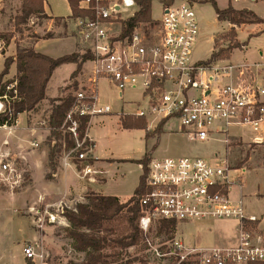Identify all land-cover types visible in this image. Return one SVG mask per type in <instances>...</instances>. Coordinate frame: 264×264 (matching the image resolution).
Returning <instances> with one entry per match:
<instances>
[{"label": "built area", "instance_id": "obj_1", "mask_svg": "<svg viewBox=\"0 0 264 264\" xmlns=\"http://www.w3.org/2000/svg\"><path fill=\"white\" fill-rule=\"evenodd\" d=\"M65 1L70 6L69 0ZM41 2L44 11L47 0ZM159 3V19H153L150 12V22L137 24L130 36L122 38L124 22L140 11L137 0H76V10L81 15L71 10L69 22L84 46L82 54L87 52L92 58L87 61L93 67L91 83L104 79L119 91L138 90L141 101L134 117L176 121L179 131L191 141L205 142L217 136H229V129L237 127L249 131L252 143L263 142L264 50L259 49V60L251 63L217 67L192 61L191 51L199 34L194 3L190 0ZM145 29L150 33L146 34ZM2 49L0 42V54ZM16 84L13 81L6 86V91L13 93L11 99L6 94L0 96V115L11 116L9 107L17 96ZM74 97L62 128L75 146L63 152L65 159L76 155V160L85 165L77 173L80 179H86L95 175V171L87 156L90 148L84 147V142L78 139L74 116L90 118L111 111L108 106L94 104V91L89 94L78 91ZM85 100L92 101L90 107ZM16 124L17 121L13 126ZM234 171L227 159L151 158L144 175L143 193L138 198V227L148 251L157 258L177 257L178 263L264 264V229L259 228L260 220L246 215L241 201L233 204L229 199L231 184L238 180L242 187L239 176L230 177ZM26 174L10 157L0 155V188L11 194L21 190ZM49 209L30 208L38 231L47 223L67 226L63 209H57L56 213ZM225 219L238 222V243L229 249L187 248L174 234L169 245H164L167 246L165 253H161L160 247H154L152 242L151 233L159 221H171L177 228L182 224ZM23 255L32 263L43 258L31 244L23 248Z\"/></svg>", "mask_w": 264, "mask_h": 264}, {"label": "rangeland", "instance_id": "obj_2", "mask_svg": "<svg viewBox=\"0 0 264 264\" xmlns=\"http://www.w3.org/2000/svg\"><path fill=\"white\" fill-rule=\"evenodd\" d=\"M202 2L194 4V10L197 15V19L199 22L200 35L197 39L196 44L194 45L191 51V60L195 62H206L211 56V50L215 49H224L229 45L228 42V32H219L215 34L220 26L216 24V17L214 9L211 5V1H215L218 8H224L228 0H199ZM23 0H2L0 1V35H9L11 38L8 43L0 40L3 49L0 54V73L3 68V63L6 58L14 57L15 53L19 49H33L34 44L41 40L48 39H66L68 38L66 26L63 25L61 20H51L47 17L44 19L43 16L38 14L30 15L22 24L16 23V18L21 16V5ZM192 2H196L192 0ZM233 4V1L230 0L228 4ZM48 8L52 16L54 17H67L69 16L70 7L67 6V2L65 0H47ZM238 7H244L247 10L253 11L257 16L264 19V0H240L239 2L234 3ZM232 7V6H231ZM233 8V7H232ZM243 8V9H244ZM234 9V8H233ZM160 3L159 1L152 2L151 5V15L154 19L160 18ZM46 17V16H45ZM231 29V28H230ZM249 29H243L238 32V36L236 34V41L240 43H246L248 41V54L244 55V51L233 50L228 58L218 59L211 62V65L222 67L226 64L224 61L230 60V62L234 64L247 62L251 63L256 58V50L259 48H264V33L256 37H250L247 34ZM146 34L150 33L148 29H145ZM235 33L236 29H235ZM215 34V35H214ZM213 36V42L210 41V37ZM238 39V40H237ZM238 42V43H239ZM67 43H60L59 41H55L49 43L44 46H40L38 50H43L47 52L50 56L58 55L62 53L66 49ZM78 49L75 53H77ZM82 47H80L78 54H82ZM235 51V52H234ZM234 54L232 55V53ZM232 55V56H231ZM231 56V57H230ZM60 58V57H59ZM67 68H62L54 74V77L50 80L49 83V91L54 92L57 84H60L63 79H66L68 73L66 72ZM82 71V69H81ZM81 74V72L77 75V77ZM16 68L15 64H13L6 76L1 80L2 82L7 81L15 77ZM76 77V78H77ZM76 78L74 80H69L65 84L64 87H67L70 92H65L63 89H60L58 95L67 96L69 94H75L80 90L78 85L77 89L74 90L73 84L77 83ZM73 91V92H72ZM115 92L110 86L103 82L99 81L97 85V97L98 103L100 104H108L112 107V115L110 116L111 120H105L104 125H101V130H108L111 133H117V138L115 141V154L118 155H133L135 157L140 156L150 150L154 145V153L156 155H164V157L170 158H179V157H199L206 160L216 161L218 159H227L230 168L235 170L230 174L232 179H235L237 176L241 178L242 188H240V184L238 180L236 183L230 185V191L232 193L238 194L239 191H245L247 194L251 195V203L250 206L256 210L264 209V198L258 197L259 195L264 194V140L260 143H252V135L245 128H237L231 127L229 129V136H217L214 139L205 142L191 141L184 134L179 133H170L166 132L165 134H161L158 138L153 134L154 129L160 125V122L154 121L153 119H144L146 130L149 133L150 138H154V140L147 141L144 139L145 129H132L127 132H117V126L115 117L113 118V114H133L136 112V107L132 104H128L126 102H136L141 98L138 90L131 91L125 90L123 102H120L115 99ZM141 101V100H140ZM139 101V102H140ZM47 103H45L42 107L38 106L31 114H27V125L28 129L37 128L38 132L41 135H45V130L48 129L47 120H48V108H45ZM28 113V112H27ZM106 116V115H104ZM108 116V115H107ZM125 117V116H123ZM133 118L132 116H129ZM18 119V118H17ZM35 119V120H34ZM23 118L19 119V123ZM18 124L17 127L19 126ZM153 127L152 130H148V126ZM162 124L161 129H163ZM172 124H168L166 127H170ZM14 127V126H13ZM2 128V127H0ZM9 128V127H6ZM8 129H0V141L5 137V132ZM19 132V131H18ZM157 138V139H156ZM10 139H17V137H12ZM46 139V138H45ZM84 141L82 140V143ZM147 142V143H146ZM52 142V146H53ZM60 143V142H59ZM15 140H13L12 145L14 146ZM44 145L46 146L45 142ZM47 147V146H46ZM85 147V146H84ZM48 148V147H47ZM89 148V147H88ZM64 146L62 144V149L60 155L64 154L63 152ZM152 152V153H153ZM151 153V155H152ZM65 155L62 156V158ZM15 161L21 168L24 169L23 164L18 159H11ZM69 162L72 164L76 162V155L71 156ZM133 163V162H132ZM77 170L80 171L85 165L84 164H76ZM126 169L131 171L136 170L134 166H128ZM241 170V171H237ZM128 171V170H127ZM127 176H129L127 174ZM40 178V175H37ZM117 178V176H116ZM119 178V176H118ZM239 178V179H240ZM125 179V178H124ZM29 176L26 174V183L21 190L14 191V195L22 193L25 188L28 186ZM38 182V181H37ZM41 188V187H40ZM42 190L50 193H54L55 185H48L47 187L42 188ZM0 191L7 192L11 194L6 189L0 188ZM91 197V192H88L84 195L83 199L78 203H87V198ZM28 197L22 196L21 201L12 202L5 195H0V249L5 248L12 251L13 256H11L10 261L14 262V264H18L19 256H20V246L11 250L12 245H4L7 241H5V234H11V238L14 236L20 240V244L22 248L31 242L26 240L28 232L30 230L36 231L32 226L33 213L29 212L30 208L26 209V207L22 208V206H26L24 200ZM126 203V202H125ZM32 205V203L30 204ZM29 206V205H28ZM34 209H38L40 211L44 210V205L37 204L33 205ZM76 206V205H74ZM73 206V207H74ZM16 207V211H13ZM17 207H21V209H17ZM57 209L61 210L68 209L64 205L50 208L49 212L56 213ZM70 210V209H68ZM71 210H74L71 208ZM21 217V218H20ZM21 219V220H20ZM66 221V220H65ZM218 228H220L221 236L224 234L229 235L232 234V229L234 227V223L237 221L235 219H225V220H216ZM46 224V223H45ZM67 226H60L58 224L47 225L48 228L43 232L41 236V240H38V246L35 244L34 247L36 251H38L42 255V261H36L37 264H81L84 261L85 253H78L72 249V240L68 237V229L69 224L66 221ZM34 225V224H33ZM30 226V227H29ZM201 226H196L194 230V235L197 237L200 234ZM191 232H193V228H190ZM38 231V230H37ZM177 228L174 230V234H176ZM152 242L154 247H160L159 250L161 253H165L167 246L170 241L167 239L168 236L164 234H160L157 229L153 230L151 233ZM174 236V235H173ZM22 242V243H21ZM6 246V247H5ZM108 252V250L106 251ZM128 254L131 258L134 259L133 264H176L177 260L175 258H157L152 251H148V248L144 247V245H139L135 248H131L128 250ZM29 261L28 264H35ZM1 264V263H0ZM112 264V263H109Z\"/></svg>", "mask_w": 264, "mask_h": 264}, {"label": "crops", "instance_id": "obj_3", "mask_svg": "<svg viewBox=\"0 0 264 264\" xmlns=\"http://www.w3.org/2000/svg\"><path fill=\"white\" fill-rule=\"evenodd\" d=\"M195 1H196L195 3L193 2L195 5L196 3L202 2L199 0H195ZM229 1L230 0H228V3ZM232 1H233V4L231 3V6L235 10H241L244 8V7H238L234 4L236 2H239L240 0H232ZM228 3H226L225 7L221 8V10L227 8V6L229 5ZM67 6L70 7L68 4ZM48 7L49 6H46L44 8V16L48 17L52 21L55 19L61 20L63 22V25L66 26L65 30H67L68 38L41 40L34 44L33 50L35 52L48 56L52 59H56V58H59L65 55L73 54L76 52L77 49H78L77 51L78 53L80 47L84 49V46L80 43V41L77 39V37L73 33V27L69 22V17L71 15V9L69 10V16L67 17H54L51 15ZM257 17L260 18L259 16ZM216 24L218 25V27L220 26V28L215 34L219 32L225 33L229 31L230 28L232 27L231 24H229L228 22H218L217 17H216ZM198 25H199V22H198ZM235 29L237 32L236 33L237 36L240 30L249 29L247 31L249 38L256 37L264 33L263 24L242 25ZM199 35H200V28H199L198 38H199ZM214 35L210 37L211 42H213ZM55 41H59L60 43H67L66 49L62 53L58 55L50 56L49 54H47V52L43 50H38L40 46H44V45H47ZM246 44L247 45L244 46L240 50V51H244V55L248 54V50L250 49L248 46V41L246 42ZM259 49L264 50V48H259ZM259 49L256 50V53H255L256 58L252 62H256L259 60V57L257 55ZM212 51L213 49L211 50V53ZM234 52L232 53V55L234 54ZM224 63L226 65L232 64L230 60H226L224 61ZM62 68H67L65 70L68 73V75L66 79H63L60 84L56 85L54 92H51V94L49 95L48 91H49L50 80L54 77V74H56V72ZM75 69H76V64H73V63L63 64L57 67L54 70L47 84L44 100H42L36 106V108L38 106L42 107L45 103H47L45 108H48V114H50V110H51L50 101L56 98H63V96L58 95L59 91H61L60 89H63L64 93L70 92V90L64 86L67 83V81L70 80V75L75 71ZM92 70H93V67H92L91 62H86L82 65L81 74L76 78V81L79 82V84L76 83L77 87L78 85L80 87L82 86L80 90L87 91L88 94L94 91V94H95L94 104L99 107L108 106L111 111L109 114L95 115V116L90 117L88 125H87V129L85 132V136L82 139L85 143V147L90 148V150L87 153V156L91 159L90 164L92 165V170L95 171V175H91L87 177L86 179H80L75 165L81 164V163L76 160V162L71 164L69 160L65 159L64 157L62 158V156L64 155L62 154L60 155V157H58L57 168H56L55 174L53 175V179L46 180L45 177L49 173V168L47 165L48 148L44 145V142L49 132H48V129H46L45 135H41L38 132L37 128L28 129L26 115L31 114L35 110L34 109L31 112L20 114L17 119V124L19 123V119L21 117L23 118V120L21 121L20 124H18L19 126L17 127L16 125L12 128H9V130L5 132V137L0 141V155L4 154L10 157L11 159L16 158L20 160V162L24 166L25 171L27 172V175L29 176L28 186L25 188V190L22 193L17 194V195L9 194L7 192H2V191H0V195H5L12 202H17V201L19 202V200L21 201L22 196L28 197L24 199V200H27L25 202L26 206L24 205L22 206V208L26 207V209L33 208L34 207L33 205L42 204L44 205V207H50V208H55V207L64 205L70 210L71 208L74 209L75 208L74 205L77 204L76 202H79L80 200H82L84 195L88 192L99 194L104 197H115L119 200L120 203L127 202L130 199V197L133 196L134 191L136 187L138 186L139 177L142 174V167L132 162L139 161L140 159H142V157L144 156L146 152V149L144 153H142L138 157H135L133 155L127 156V155L115 154L114 147H115V141L117 138V133L115 132L111 133L108 130H101L102 128H100L101 125H104L105 120L112 119L110 117L112 115V107L111 105H108V104L98 103L97 85L99 81H103L107 83L110 86V88L114 90L115 99L120 102H123L125 90L119 91L115 87L111 86L104 79H98L95 84H92L91 81L94 80L93 75H92ZM126 90L135 91L134 89H126ZM75 94H71V95L74 96ZM140 100L141 98L139 96L138 101L136 102L129 101L126 103L132 104L134 105V107H136ZM134 114L135 112L133 114L131 113H128V114L118 113L115 115L113 114V118L115 117V121H116L117 132L120 131L121 132L120 134H122V132L128 131L122 128L121 118L123 116H132L134 119H137L136 117H134ZM149 119L151 118H148V120ZM169 123L172 125L168 127L167 129L166 127L168 126ZM147 126H148L149 131L153 129V127L149 125ZM166 132H170L172 134L173 133L182 134L179 131V127L176 121H173V120L167 121L165 125L163 126L161 134H165ZM145 135L146 133H144V139H145ZM14 136L17 137V139H10ZM150 139L154 140V138H149L148 140L147 139L146 140L150 141ZM13 140H15L14 146L12 145ZM151 158L163 159V158H170V157H164V155H156L153 152L151 155ZM128 166H134L136 167V170L131 171L129 169H126ZM237 171H241V170H237ZM127 174L129 176H127ZM37 175H40V178L38 177V180H37ZM48 185H55L54 193H50V192H46L42 190V188L47 187ZM251 195L253 194H247L245 191H239L238 194H236V193H232V190L231 191L229 190L230 201L233 204L237 203L238 201H241L244 213L246 215H253L257 217L260 220L259 228L264 229V209L256 210L250 206V203H251L250 200L252 197ZM258 197L264 198V194L259 195ZM31 203L32 205H30ZM17 209H21V207H17ZM13 211H16V207ZM215 221L216 220H205V221L193 222L190 224L179 225L177 227V232H175L176 239L182 242L185 247L187 248L193 247L200 251L225 250V249L235 247L238 243V230H237L238 222L236 223L232 222L234 224V227L232 229L233 235L230 237L227 234H224L221 236V234L219 233L220 228H218L217 223ZM198 225H203V226H201L202 229L200 231V234H198L197 237H195L194 230L196 229V226ZM32 226L36 231L30 230L28 232L26 240L30 241L31 245L35 244L38 246V240H41V236L43 235L42 233L45 232V230H47L46 228H48V226H46L42 231H37V229L33 225V220H32ZM191 227L193 228V232H191L190 230ZM10 236L11 234H5L4 238H5V241L7 242L4 243V245H8L9 242L11 241L9 244V246L12 245L11 250L20 246V253H19L20 256H19L18 264H28L29 261L24 258L23 248H22V245L20 244V240L17 239L16 236L15 237L13 236L12 238ZM11 252L12 251H10L9 249L8 250L5 248L0 249V263L1 264H14L13 261L12 262L10 261L11 256H13V253Z\"/></svg>", "mask_w": 264, "mask_h": 264}, {"label": "trees", "instance_id": "obj_4", "mask_svg": "<svg viewBox=\"0 0 264 264\" xmlns=\"http://www.w3.org/2000/svg\"><path fill=\"white\" fill-rule=\"evenodd\" d=\"M154 0H137L140 11L134 15L132 19L124 22L121 37L131 35L134 27L139 23L150 22L151 3ZM161 3L168 4L173 0H158ZM192 1V0H190ZM70 9L76 15V0H69ZM218 22H228L231 29L228 32L229 45L224 49H215L212 51L210 58L206 62L199 64L208 65L218 59H226L233 50H241L246 43H238L236 41L235 28L248 24H263L264 20L258 18L253 12L247 9L235 10L230 4L227 8L221 10L214 1H211ZM38 14L43 16L41 0H23L21 5V16L16 18L17 24H22L30 15ZM9 35H0V40L6 43L10 40ZM89 53L82 55L73 53L60 58L52 59L48 56L35 52L33 49H19L14 57L6 58L0 73V96L6 94L11 99L12 91H6V86L15 81L17 96L10 104L11 116L8 114L0 115V127H11L17 121L22 113L33 111L36 106L45 98V90L54 70L63 64H76L75 71L70 75V80H74L81 72L82 65L91 60ZM15 64L16 75L12 80L2 82L11 68ZM74 90L77 84H73ZM51 110L47 120L48 136L45 144L48 147L47 165L49 173L46 180H52L56 172L57 160L64 144V150H72L75 146L71 136L64 132L62 128L66 115L72 108L75 97L71 94L56 98L50 101ZM87 106H91L92 101L85 100ZM77 121L78 139L81 141L87 129L89 122L88 117L74 116ZM154 129L153 134L157 138L161 135L162 124ZM121 126L125 130L145 129V139H149V133L146 130L144 119L131 118L125 116L121 118ZM156 138V139H157ZM53 143V146L51 145ZM60 142V143H59ZM85 146V143H84ZM155 145L145 152L142 159L133 161L142 167V174L139 177L138 186L134 194L126 203H120L115 197H104L99 194L91 193L87 203L76 204L74 210L64 209L63 217L69 224L68 237L72 240V249L78 253H85V258L81 264H133L134 259L128 254V250L139 245H144V237L138 227L140 211L138 206V198L143 193L144 175L147 165L151 159V153L154 151ZM154 229L164 234L169 241L172 240L175 230V224L171 221H159ZM145 247V245H144ZM108 250V252H106ZM177 260L176 264H192L191 262L178 263L179 258L171 257Z\"/></svg>", "mask_w": 264, "mask_h": 264}, {"label": "bare ground", "instance_id": "obj_5", "mask_svg": "<svg viewBox=\"0 0 264 264\" xmlns=\"http://www.w3.org/2000/svg\"><path fill=\"white\" fill-rule=\"evenodd\" d=\"M3 129H8L9 130V128H4V127H2ZM2 128H0V129H2Z\"/></svg>", "mask_w": 264, "mask_h": 264}]
</instances>
